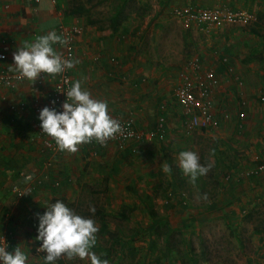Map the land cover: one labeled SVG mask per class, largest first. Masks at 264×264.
<instances>
[{
  "label": "rangeland",
  "instance_id": "1",
  "mask_svg": "<svg viewBox=\"0 0 264 264\" xmlns=\"http://www.w3.org/2000/svg\"><path fill=\"white\" fill-rule=\"evenodd\" d=\"M71 1L62 0V18L72 20L81 34V16L70 14ZM215 1L90 0L88 3L92 6L89 16L93 17L95 32L107 37L109 45L112 42L109 38L114 39V49H105L109 56L105 54L103 57L107 58L105 64L109 65L108 77L114 81L118 78L129 80L122 84L127 94L123 92L126 96L121 94L120 100L130 103L127 107L133 105V108L121 111L118 105L109 103V113L117 115L114 113L130 111L128 115L133 118L132 111L142 110V106L136 103L146 101L152 108L148 126H138L133 119L138 128L147 132L155 128L161 116L165 117V131L143 141L151 147L145 152L136 146L132 153L117 150L114 154L94 158L89 153L80 154L77 162L70 166L73 167L71 173L66 172L65 166L59 168L57 163L49 166L56 169L59 185L51 189L54 196L47 204L62 200L76 213L91 216L97 227L98 218L88 211L89 205L95 206L96 211L102 209L107 213L110 234L96 233L97 244L92 251L101 259H107L108 264H264V198L254 199L251 203L249 197H245L247 194H241L246 188L239 192H235L236 188L227 189V173L232 169L228 167L233 166L234 155L245 152L239 147L250 149L255 145L250 140L246 145L240 140H227V119H224L227 118V97L223 96L227 94V87L216 104L215 115L219 114V124L212 129L188 127L185 108L174 97V90L182 82L183 75L194 83L198 81L199 73L192 68V61L198 58L204 65L222 61L225 66V70L217 69L218 73L222 72V76L217 73L219 83L212 92V98L217 99L219 92L214 96V91L220 85L224 87L220 84L222 78L231 77L227 72V60L223 58L225 55L234 68L231 74L242 77V88L246 89L248 100L246 110L237 104V101L241 103L236 90L240 85L233 81L235 91L231 90L232 100L228 101L234 118L228 127L237 130L239 122L245 121L244 129H248V134L256 128L253 119L257 117L260 104L264 103V14L252 12L256 16L252 25L249 24L253 30L249 25L236 24L210 33L196 26H184L175 13V9L188 4L213 6L218 3ZM222 1L219 3L238 8V0H233V6ZM83 18L86 20L87 17ZM104 38L94 39L92 61L100 59L99 53L103 50L100 41ZM247 64L252 68H247ZM104 73L106 70L102 71ZM72 74L79 77L83 73L71 70ZM72 81H75L73 77ZM261 87L263 90L258 91L257 88ZM90 93L92 97L105 101L102 95L94 91ZM235 135L239 139V134ZM81 145L91 149L86 144ZM182 150L195 152L200 163L209 166L207 174L199 177L195 184L177 166L178 154ZM83 163L90 166L85 174L78 173ZM165 164L170 169L167 173L162 170ZM146 193L152 196L148 201H151L156 216L162 219L159 231L168 230L161 238L164 242L158 240L159 233L149 234L147 231L151 223L150 208L146 206L147 202L140 200ZM205 194L207 199H204ZM32 219L37 223L35 216ZM184 222L187 227L183 226ZM36 223L26 246L29 254L34 255L32 264L41 263L34 254L40 243L35 240ZM120 238L126 243H121ZM157 240L160 242L154 246ZM56 264L90 262L78 258L69 261L62 256Z\"/></svg>",
  "mask_w": 264,
  "mask_h": 264
},
{
  "label": "crops",
  "instance_id": "2",
  "mask_svg": "<svg viewBox=\"0 0 264 264\" xmlns=\"http://www.w3.org/2000/svg\"><path fill=\"white\" fill-rule=\"evenodd\" d=\"M89 1L81 2L86 7H89V13L77 15L79 17L81 16L80 21L83 27L81 34L77 37L74 52L75 58L79 63L75 64L71 69L73 72L78 70L79 73L81 72L83 74L79 77L76 75L73 76L72 74V77L74 80H81L82 88L102 95L103 99L107 101V105L109 103H115L119 106L120 110L133 108L132 104V107H127L130 103L120 100L121 94L123 96L127 94L126 91H123L125 86L122 84H125L129 80L118 78L117 81H114L108 77L107 68H109V65L105 64L107 58L104 59L103 57H105V54L109 56L107 50L114 49V39L113 37L109 38L112 40L109 45L107 37L104 38V35L95 32V28L92 27L93 17L89 16L92 11V6L88 4ZM210 1L212 3L216 2L215 0ZM217 1L219 3V0ZM238 1L239 4H236L238 8L252 10L251 12L255 11L257 14H264V0ZM222 3L233 6L234 1L223 0ZM63 5L62 0H57L56 2L43 0L39 4H36L34 0H0V51H2L4 45L1 42V38L7 39V58L0 61V73L15 72L14 65L11 64L13 63V53L17 47L23 46L24 43L32 42L38 36L46 35L52 31L59 35L58 26L64 21L62 18V8L60 7H63ZM206 6H210V4ZM83 17H87L88 19L86 18L85 20ZM88 21L90 22L88 23ZM65 22L67 24L73 23L70 19H66ZM225 29L227 27L217 31H211L210 33H216ZM107 36L109 37V34ZM98 37L104 38L100 41V48L103 50L99 53V56L101 55L100 59L98 61H92L91 50L93 49L94 39L96 40ZM94 44H96V41ZM53 48L60 55L63 52L60 43L53 45ZM224 56L223 58L227 60V72L231 77L224 76L221 81L223 83H220L224 87L221 88L220 85L214 91V96L219 92L217 99L213 97L215 105L214 112H217L216 104L219 102L220 95L223 94V89L227 87V94L225 93L223 95L224 98L227 97V112H225L227 118H224L227 119V140H240L245 145L250 140L255 144L250 149H247V147L241 149L239 147V150H245V152H241L237 156L234 155L235 167L232 171L241 174V181L239 183L234 180L228 181L227 189L236 188L235 192H239L246 188L245 192L241 194L243 196L247 194L245 197H249V202L252 203L254 199L264 198V169L258 173L253 172L254 177H247L244 173L249 174L248 172L257 169L258 165H264V103L260 104V108L256 110L257 117L253 119L256 121V128L251 129L249 134L247 132L248 129H244L245 121L239 122L238 128L236 127L237 130L228 127L231 126L230 123L233 122L234 118L229 111L231 104L229 101L232 100L230 98V92L235 88L234 82L236 85H240V90L239 88L236 90L241 99V103L236 100L237 104L246 110L248 108V100L246 96L247 91L245 92L246 89L244 90L242 88V77L236 73L231 74L234 72L233 65L230 59H228L229 57ZM96 59H98V53ZM210 62H213L212 59ZM201 64L203 68L212 67L215 70H225L222 61L219 64L204 65L202 62ZM229 68L232 69V72H229ZM247 68L252 67H250V64H247ZM103 70H106L104 75L102 74ZM218 74L222 76V72ZM247 80V76H245V84H247ZM53 87L54 77L45 76V74L38 77L35 81L23 79L17 82L15 87L12 88L0 84V239L7 242V250L9 251L19 246L27 255V264H32V256H34H31L26 250L29 242L28 239L33 233L36 223L32 217L35 216L36 218L35 213L43 212L44 204H47L48 200L54 196L52 193L54 190H51L54 188L52 183L53 180L58 179L56 169H50L49 166L57 163L59 168L65 166L66 172L71 173L73 167L70 166L77 162V157L80 154L81 156H85L89 153L94 158V156L118 152L113 144L105 148L97 147L96 155L93 153L94 150L92 152V149H86L82 145H79L77 151L74 153L61 152L59 150L52 151L44 147L41 136L38 133L40 129L38 115L44 107L45 101L48 99ZM257 90L260 91L263 88H257ZM92 98L99 100L96 97ZM228 99L230 100L228 101ZM136 104L141 105L142 110L132 111L133 118L138 126H148L152 108L147 106L146 101H140V103L138 102ZM129 112L114 113L117 115L113 116L126 117L129 116ZM216 117L219 118V114ZM236 133L239 134V139L235 138L237 137L235 135ZM136 146L144 152L151 148L148 142L131 141L126 149L121 152L132 153V150ZM73 159H75L74 163ZM118 161L119 159L116 160V162ZM88 169H90V166L83 163L78 173L85 174ZM29 174L33 178L31 181L25 182L24 177ZM31 186L34 187L32 192H27L26 189ZM16 188L20 189L22 193L15 191Z\"/></svg>",
  "mask_w": 264,
  "mask_h": 264
},
{
  "label": "clouds",
  "instance_id": "3",
  "mask_svg": "<svg viewBox=\"0 0 264 264\" xmlns=\"http://www.w3.org/2000/svg\"><path fill=\"white\" fill-rule=\"evenodd\" d=\"M57 43L67 41L52 31L17 47L11 65L18 77L35 81L42 73L56 76L79 63L57 53L53 48ZM63 92L66 99L61 105L62 110L45 106L38 115L41 132L55 141L59 151L74 153L81 144H104L123 131L120 122L109 114L107 103L92 98L91 93L82 88L81 80L73 81ZM177 160V166L193 184L209 171V166L201 164L193 151H180ZM162 170L167 173L170 169L165 164ZM32 178V175H26L24 181L29 182ZM204 199H207L206 194ZM44 207L42 214H36L35 237L40 242L37 251L44 253L43 264H56L62 256L69 261L78 258L88 260L90 264H108L107 259H101L92 251L97 244L98 227L91 216L76 213L59 199ZM88 211L94 215L95 206L89 205ZM7 249L8 245H0V264H27V255L19 246L12 251Z\"/></svg>",
  "mask_w": 264,
  "mask_h": 264
},
{
  "label": "built area",
  "instance_id": "4",
  "mask_svg": "<svg viewBox=\"0 0 264 264\" xmlns=\"http://www.w3.org/2000/svg\"><path fill=\"white\" fill-rule=\"evenodd\" d=\"M42 1L43 0H34L36 4H39ZM52 1L56 2L57 0ZM175 13L184 26H196L207 32L217 31L236 24L246 25L256 19L254 13L250 12L248 9L239 8L233 10L220 3H215L213 6H196L188 4L175 9ZM58 32L61 39H66L67 41L65 44H60L63 48L61 56L64 58H72L74 60L76 41L80 34V28L75 23L67 24L65 21H62L58 26ZM1 42L4 45L2 51H0V61L7 58V39L1 38ZM192 68L199 73L198 81H195L194 83L188 76L183 75L182 82L174 90V97L185 108L187 115L185 123L188 127L201 129L215 128L218 126L219 121L214 112L212 92L219 83L218 74L215 68H203L198 58L192 61ZM229 72H232V69L229 68ZM42 75L43 73L40 77ZM53 77L54 87L49 94L48 99L45 101L44 107H55L59 111L62 110L61 105L66 99V95L63 91H66L73 82L71 69H65L63 73L57 74ZM21 80L23 79L19 78L16 72L0 73V84L10 88L15 87L16 83ZM240 115L243 117L244 113L241 112ZM111 117L120 122L123 131L117 134L114 138L107 140L104 144L96 142L86 143V145L91 147L92 152L94 150L93 153L95 155L97 154V147L105 148L113 144L117 150L123 151L131 141H146L151 139L154 135H161L165 124V117L161 116L155 128L150 132H147L144 129L138 128L135 125L134 119L130 117V115L126 117L111 115ZM38 133L41 136L44 147L52 151H58L55 141L42 133L41 128ZM263 169L264 165L261 164L258 165L257 169H253L252 172L248 173H258ZM52 185L54 187L59 185L58 179L53 180ZM33 188L34 187L32 186L28 187L26 191L32 192ZM15 191L22 193L18 188H16ZM0 245H7V242L0 239ZM34 254L40 258V264H43L44 253L42 251H37L36 248Z\"/></svg>",
  "mask_w": 264,
  "mask_h": 264
},
{
  "label": "trees",
  "instance_id": "5",
  "mask_svg": "<svg viewBox=\"0 0 264 264\" xmlns=\"http://www.w3.org/2000/svg\"><path fill=\"white\" fill-rule=\"evenodd\" d=\"M71 6H69V11L72 15H83V14H88L89 13V7H86L83 3L81 2H75V0H72L71 1ZM231 8V7H230ZM231 9H239V8H231ZM251 12V11H250ZM120 13V11H119ZM250 24V23H249ZM249 24H246V25H249ZM254 24H258V23H254ZM252 25V23L250 24ZM249 25V28L251 30H253L254 28L252 26ZM219 124V122H218ZM196 129H201V128H196ZM165 131V124H164V128H163V132ZM234 164L232 167H228V168H232V169H229L227 172V182L228 181H231V180H234L236 181L237 183H239V181H241V174L240 173H237L236 171H232L233 168H234ZM245 176L247 177H254L253 173H250L248 175H246L244 173ZM243 177V176H242ZM225 187V186H224ZM226 188V187H225ZM134 192L138 193L136 189H133ZM152 199V196L149 194V193H146L144 194L143 196H141V199L143 202H147L146 203V206L148 208H150V211H149V215L151 217V223L150 225L147 227V231L149 232V234H156V233H159V239L160 240L161 238H164L165 236V233L168 231V230H165V231H159V228H160V225H161V222H162V219L160 217H157L156 216V213L155 211L152 209L151 207V204L150 202L151 201H148V200H151ZM149 202V203H148ZM122 215L126 216L124 213L120 212ZM95 216L98 218V223H99V226H98V234L99 235H107V234H110V230H109V225H108V222H107V213L104 212L102 209H97L96 213H95ZM185 227L188 226L187 223L184 222V225ZM155 241L153 244L154 246L160 242V241ZM162 240V239H161ZM163 241V240H162ZM120 242L125 244L126 241H121V238H120ZM164 242V241H163ZM166 250H169L168 246H164ZM184 264H187L186 262H184Z\"/></svg>",
  "mask_w": 264,
  "mask_h": 264
}]
</instances>
